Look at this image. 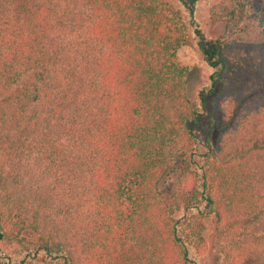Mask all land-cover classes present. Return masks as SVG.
<instances>
[{"label": "trees", "instance_id": "16d2710c", "mask_svg": "<svg viewBox=\"0 0 264 264\" xmlns=\"http://www.w3.org/2000/svg\"><path fill=\"white\" fill-rule=\"evenodd\" d=\"M207 2L0 0V264H264V0Z\"/></svg>", "mask_w": 264, "mask_h": 264}, {"label": "rangeland", "instance_id": "374dc122", "mask_svg": "<svg viewBox=\"0 0 264 264\" xmlns=\"http://www.w3.org/2000/svg\"><path fill=\"white\" fill-rule=\"evenodd\" d=\"M219 0H209L197 7L196 18L203 31L210 37H217L221 34L223 26L221 23H214L208 17V6L217 3ZM179 61L189 68L186 82V91L190 99H194L197 89L201 86L205 76V67L197 58L192 43L188 42L179 52ZM206 250L197 260V264H219L218 254L213 247L214 234L212 226L207 223L204 231Z\"/></svg>", "mask_w": 264, "mask_h": 264}]
</instances>
